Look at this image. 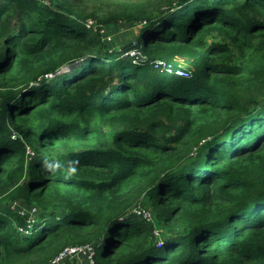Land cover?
<instances>
[{
  "label": "trees",
  "instance_id": "obj_1",
  "mask_svg": "<svg viewBox=\"0 0 264 264\" xmlns=\"http://www.w3.org/2000/svg\"><path fill=\"white\" fill-rule=\"evenodd\" d=\"M76 3L0 0V264H264V0Z\"/></svg>",
  "mask_w": 264,
  "mask_h": 264
},
{
  "label": "rangeland",
  "instance_id": "obj_2",
  "mask_svg": "<svg viewBox=\"0 0 264 264\" xmlns=\"http://www.w3.org/2000/svg\"><path fill=\"white\" fill-rule=\"evenodd\" d=\"M145 0H78L74 1L71 0V2H77L76 8L80 10H84L86 12H92L96 14L97 16H105L107 14H116V13H126V12H134L137 9V5L141 2H144ZM98 20L95 17L90 16L88 19V24L93 25L94 27L97 26ZM99 26L102 27V23H99ZM132 23L129 21L121 20L116 23H114L109 30L112 31V33H109L111 36L116 34L120 35V38L117 39V42L115 43L117 48H122L124 44H126L134 35L130 33L132 30ZM105 28V27H104ZM106 29V28H105ZM135 34V32H134ZM138 52V50H137ZM145 55H142L144 57ZM180 61L182 62V59L180 58ZM176 74H184V72H178L175 70ZM174 76H177L173 74ZM33 150L30 148L29 154L32 155ZM144 188V187H143ZM142 188V192L139 191V189L133 188L132 194L129 193V201L132 202L131 208L135 212L137 216H143L147 220H152L153 213H152V206L149 201H147L144 197V189ZM136 191V192H135ZM14 205L19 208L22 211H26L28 214L31 212L36 211L35 207H31L27 204H25L22 201H17L14 203ZM30 232H26L25 234H29ZM81 243H74L71 245H77ZM91 244V243H90ZM67 246V245H65ZM64 246V247H65ZM67 260L66 258L60 261L59 263H52V259L48 262H45L43 264H95L93 261V254L92 253H84L80 252L79 255H71Z\"/></svg>",
  "mask_w": 264,
  "mask_h": 264
},
{
  "label": "built area",
  "instance_id": "obj_3",
  "mask_svg": "<svg viewBox=\"0 0 264 264\" xmlns=\"http://www.w3.org/2000/svg\"><path fill=\"white\" fill-rule=\"evenodd\" d=\"M132 54L137 53V51H131ZM174 69L173 67H169ZM174 70H177L178 72H183L181 68H176ZM173 70V71H174ZM185 74V72H184ZM14 136L16 135V132H14L13 134ZM92 245L90 243H83V244H77V245H67L65 247H63L61 250H59L56 255L52 258V263H59L60 261H62L63 259H67L69 258V256L75 254V255H79L80 252H84V253H92Z\"/></svg>",
  "mask_w": 264,
  "mask_h": 264
}]
</instances>
